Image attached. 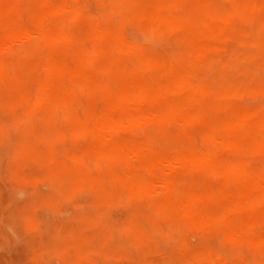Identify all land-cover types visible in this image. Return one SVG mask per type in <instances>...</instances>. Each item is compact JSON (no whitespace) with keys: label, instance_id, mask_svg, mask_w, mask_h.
<instances>
[{"label":"clouds","instance_id":"1","mask_svg":"<svg viewBox=\"0 0 264 264\" xmlns=\"http://www.w3.org/2000/svg\"><path fill=\"white\" fill-rule=\"evenodd\" d=\"M0 264H264V0H0Z\"/></svg>","mask_w":264,"mask_h":264}]
</instances>
